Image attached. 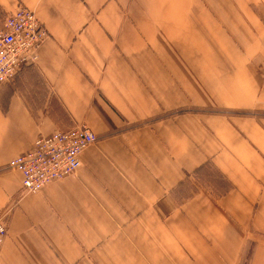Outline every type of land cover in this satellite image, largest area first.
<instances>
[{
    "label": "crops",
    "instance_id": "obj_1",
    "mask_svg": "<svg viewBox=\"0 0 264 264\" xmlns=\"http://www.w3.org/2000/svg\"><path fill=\"white\" fill-rule=\"evenodd\" d=\"M20 6L49 38L0 84V264H264V0H0V27ZM83 124L78 172L23 193L9 162Z\"/></svg>",
    "mask_w": 264,
    "mask_h": 264
},
{
    "label": "built area",
    "instance_id": "obj_2",
    "mask_svg": "<svg viewBox=\"0 0 264 264\" xmlns=\"http://www.w3.org/2000/svg\"><path fill=\"white\" fill-rule=\"evenodd\" d=\"M49 32L35 12L20 6L0 27V84L14 80L19 72L35 65L38 48ZM98 141L85 124L72 130H57L49 136H39L32 148L13 158L8 167L23 175V193H37L43 187L74 175L82 166L81 154ZM7 224L0 218V243L7 236Z\"/></svg>",
    "mask_w": 264,
    "mask_h": 264
},
{
    "label": "rangeland",
    "instance_id": "obj_3",
    "mask_svg": "<svg viewBox=\"0 0 264 264\" xmlns=\"http://www.w3.org/2000/svg\"><path fill=\"white\" fill-rule=\"evenodd\" d=\"M4 23L2 24V26L4 25ZM219 178H220L219 172H217L214 169H211V167H208V171L206 173H204V171H202V172H200L198 174H195L194 176H192L191 178H189L183 184V187H182V190H183L182 196L183 195L187 196L188 194L193 193L194 191H196L198 189H203V188H209L210 190H213L212 188L217 187V184H215L214 182H219L220 181ZM249 252H250V248L247 249V253L245 255V260L246 261H247V257L249 255ZM245 260H244V262H246ZM244 262H243V264H244Z\"/></svg>",
    "mask_w": 264,
    "mask_h": 264
},
{
    "label": "trees",
    "instance_id": "obj_4",
    "mask_svg": "<svg viewBox=\"0 0 264 264\" xmlns=\"http://www.w3.org/2000/svg\"><path fill=\"white\" fill-rule=\"evenodd\" d=\"M250 256V252H249V255H248V257ZM248 257H247V261L246 262H244V264H247L248 263Z\"/></svg>",
    "mask_w": 264,
    "mask_h": 264
}]
</instances>
